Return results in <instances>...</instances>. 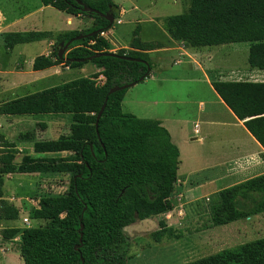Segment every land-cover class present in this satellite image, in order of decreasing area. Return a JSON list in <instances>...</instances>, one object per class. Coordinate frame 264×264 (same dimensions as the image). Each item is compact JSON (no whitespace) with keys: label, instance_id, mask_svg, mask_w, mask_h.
<instances>
[{"label":"trees","instance_id":"obj_1","mask_svg":"<svg viewBox=\"0 0 264 264\" xmlns=\"http://www.w3.org/2000/svg\"><path fill=\"white\" fill-rule=\"evenodd\" d=\"M41 2L71 15L89 16L93 24L58 33L4 31L0 43L12 51L18 44L54 40L50 54L34 59L33 70L55 65L81 68L91 62L100 72L0 104V115L69 114L71 118L69 134L56 139H36L35 130L19 134L20 141L33 142L37 154L71 152L65 156L35 157L27 153L16 162L13 148L17 143L0 134L1 219L19 218V209L5 198L7 174L71 175L67 193L39 199L33 218L46 220L43 226L10 228L3 233L6 238L20 235L19 252L24 264H126L125 228L174 209L180 149L161 120L124 112L123 100L129 89L110 94L98 127L96 122L109 90L139 81L147 73L149 76L153 68L149 51L163 44L144 42L137 28L129 48L90 59L98 53L113 52L111 42L100 32L75 40L68 47L66 57L85 61L61 58V43L99 29L109 31L120 16V7L114 0H83L97 13L85 12L76 0ZM100 12L112 13L114 23ZM165 28L188 47L249 42V64L264 69V0H190L186 11L166 18ZM99 75L104 77L102 82L93 80ZM212 85L264 147V81L217 79ZM38 126L46 129L48 124L39 122ZM209 208L213 226L264 213V173L215 192ZM159 224L160 229L154 233L157 241L165 235L175 236V227L165 219ZM184 264H264V237Z\"/></svg>","mask_w":264,"mask_h":264},{"label":"rangeland","instance_id":"obj_2","mask_svg":"<svg viewBox=\"0 0 264 264\" xmlns=\"http://www.w3.org/2000/svg\"><path fill=\"white\" fill-rule=\"evenodd\" d=\"M39 2L40 0H0V8L11 16H19ZM114 2L125 9V13L119 16L122 22H118V18L107 33L115 46H130L137 28L140 29L139 36L144 42L156 41L166 45L171 38L165 28L166 18L186 11L190 5V0H114ZM42 15L47 23L42 30L51 27L54 32H62L75 29L80 24L77 17L52 6H47ZM85 18L83 26L91 25L92 19L88 16ZM3 29L0 26V30ZM46 45L43 41L22 43L16 45L12 53L6 54V48L0 43V66L3 62L7 66L6 72L1 71L4 69L0 67V104L17 99L15 98L17 96L22 98L33 94L34 91L40 92L90 74L93 68L91 62L86 63L83 70L73 68L69 71V67L61 66L55 73L41 74V77L36 78L27 73H18L20 70L25 71V68L33 71L32 62L36 56L43 54ZM53 48L51 45L52 50ZM205 48L212 49L213 64L210 65L212 70L208 72L210 79L264 81V69L249 64V42ZM167 55L168 52L164 51L150 54V61L158 79L150 81L148 85L138 83L137 86L129 88L123 110L140 117L164 119L167 125L175 127L184 121L190 136L193 135L195 123H198L200 133L196 136L200 138L193 140V135L188 139V144L183 145L178 175L180 181H185V186H182L180 181L176 184L172 198L174 209L125 228L127 242L124 248L128 249L129 257L126 264H184L225 248L264 237V213L222 226L212 225L210 198L216 189L223 185L220 181L223 175L217 176L218 181L211 182V179L222 172L223 167L215 169L207 167L215 163H224L228 157L242 153L251 145L245 139L246 135L240 125L235 123L230 113L216 102L203 71L200 68L189 71L183 65H174L167 59ZM162 75H167L165 81L159 79ZM174 77L179 79L174 80ZM93 80L102 82L104 77ZM13 83L16 87H11L10 90ZM201 100L206 102L203 109L200 106ZM39 122H47L48 127L42 129L38 126ZM70 124L69 114L0 115V134L17 143L13 148L16 162H20L27 153L35 157L65 156L69 155V152L37 154L33 142L20 141L19 134L35 130L36 139H56L69 134ZM70 179V173L8 175L4 186L5 194L13 197L17 192L23 199V205L20 206L24 209L18 219L9 220L8 224L6 220L0 219V248L5 245L2 238L4 227H20L23 230L31 226H43L46 220L33 218L39 199L45 195L67 193ZM24 217L28 219L25 223ZM161 219H165L169 226L175 227V236L165 235L161 241H157L154 233L160 229ZM10 243L14 250L7 264H24L17 248L19 242L14 240ZM0 264L5 262L0 259Z\"/></svg>","mask_w":264,"mask_h":264},{"label":"crops","instance_id":"obj_3","mask_svg":"<svg viewBox=\"0 0 264 264\" xmlns=\"http://www.w3.org/2000/svg\"><path fill=\"white\" fill-rule=\"evenodd\" d=\"M46 7L47 6L43 5V3L40 0V2L37 5H35L32 9H30L29 11L27 10L26 12H24L23 14H21L19 16H16V15L11 16L10 14H8L6 12V10L0 8V26L4 28L3 30H0V33L4 32V31H15V30L16 31H18V30L19 31L42 30L41 28L42 27L44 28V26L47 24L45 17L42 15V12L46 9ZM123 13H125V9L123 7H120V15H122ZM66 14H68V13H66ZM69 15L73 16V17H77L80 20V24L78 25L77 28H75V30H81V29L88 28L93 24V21H94L93 18L90 17L92 19L91 25L83 26V24L86 22L85 21L86 20L85 15H77V16L71 15V14H69ZM118 22H122V18L119 17ZM50 28L51 27H48V29H44V30L53 31V29H50ZM71 30H74V29H71ZM55 33H58V32H55ZM107 33H108V31L103 32V35L108 38ZM170 37L171 38L169 39V41L166 45L162 43L163 46L161 48H157V49H153V50L149 51V55L155 51L168 52L167 59L170 60V62H173L174 65H179V64L183 65L189 71H192L195 68H200V70L203 71L204 76L206 77V79L210 85V88L212 89V91L214 93V97H215L216 102L223 109H225L227 112L230 113L231 118L235 121V123L240 125L243 133L247 137V138L245 137V139L251 145V147H249L248 149H244V151L242 153L228 157L226 162L215 163V164L209 165L207 167L208 169H215L218 167H223V171L220 172L219 174L217 173L215 175V177H213V179H211V182H214L215 180L218 181L219 179L217 178V176L223 175V177L220 179V181H222L223 185L221 184L222 186L218 187L216 189V192L220 191L223 188L229 187L231 185H234V184H237L241 181H244L248 178H251L253 176L264 173V147L260 144V142L247 129V127L244 124V121L240 120L235 115V113L229 108V106L224 102V100L221 98V96L218 94V92L215 90V88L212 85V81H214V80L210 79L208 76V72L212 70L210 68L211 67L210 65L213 64V56L211 55L212 49L205 48V47H201V48L188 47L183 42L174 39L171 35H170ZM108 39L111 42V45H112L111 50L113 52H116V50H118L120 48H124V47L129 48L130 47L129 45L115 46L113 44V42L111 41V39L110 38H108ZM43 42H46V44H47L44 51H43V54L48 55L52 51L51 45H53L54 40H43ZM206 47H208V46H206ZM13 50L12 51L6 50L5 53L6 54L10 53V52L12 53ZM33 63H34V60L32 62V68H33ZM92 64H93V68L91 69L90 74H88L87 76H82V77H89V76H91L97 72H100V68L98 67V65H96L94 63H92ZM5 66L6 65L4 62L1 63L0 67H2L4 69L1 71L6 72L7 66L6 67ZM61 66H63V65H55L53 67H50V68H47L44 70H38L39 72L37 70L32 71L28 68H25V71L20 70V71H18V73H23V74L27 73L30 76L36 78V77H41V74L55 73V71L57 69H60ZM84 66L81 67L82 70L85 69ZM72 69L73 68L69 67V71ZM85 72H87V71H85ZM99 77H103V75H99ZM164 78L167 79V75H162V76H160L159 79L161 81H165ZM155 79H158V77L154 71V68H152L151 74L149 76H147L142 82H139V83H147V85H148V83L150 81H153ZM173 79L176 80L179 78L174 77ZM15 85H16L15 83L10 85V90H11V87L12 88L16 87ZM30 85H32V84H30ZM137 85H138V83L132 87H135ZM157 85L159 86L158 83H157ZM18 87H23V86H18ZM35 92L36 91H34V93ZM15 98H20V97L17 96ZM125 98H126V95H125L124 100H123V105L125 104ZM205 105H206V102L201 100L200 106L202 109L205 107ZM155 119H157V118H155ZM159 120H161L162 124L170 131L173 141L178 145V147L180 149V154H181L180 159H181L182 153H183V145L186 143L188 144V141H189L188 139L190 137H192L193 135H194L192 137L193 140H198L200 138L199 136H196V134L200 133L199 124L195 123V126L192 130L193 135L190 136V135H188V128L185 125L186 123L184 121L179 122V125L177 127H175L173 125L172 126L167 125L164 122V119H159ZM177 137L179 139H176ZM69 154H71V152H69ZM32 156H33V154H32ZM180 165H181V163H180ZM8 175H11V174H7L5 176V181H6V177H8ZM179 181L180 180H178V182ZM180 182H181L182 186L183 185L185 186V181L182 180ZM4 190H5V188H4ZM5 198H6V200H8L9 203L15 205L19 209V216H20L21 211H23V209H24L23 207L21 208V206H20V205H23L22 204L23 199L18 196L17 192H15L13 197H8L5 194ZM38 206L39 205H37L35 208H37ZM26 218L27 217L23 218L24 223H25ZM1 220H6L7 221L6 223L8 224V221L12 220V219H1ZM10 228H20V227H4L2 230V236H3L2 238L5 240V245L2 248H0V251L2 253V256H0V259L3 260L5 262V264H7V261L9 260V258L11 256V252L14 250V249H12V244L10 243V241L16 240L17 242H19V239H20L19 234L13 238H6L5 237L3 231L5 229H10ZM8 244H10L11 246H7ZM17 248L19 249V244H18Z\"/></svg>","mask_w":264,"mask_h":264},{"label":"water","instance_id":"obj_4","mask_svg":"<svg viewBox=\"0 0 264 264\" xmlns=\"http://www.w3.org/2000/svg\"><path fill=\"white\" fill-rule=\"evenodd\" d=\"M76 1H77L79 4L83 5V10H84L85 12L90 11V12H97V13H99L98 10H96V9H94V8H92V7H90V6H88L87 4H85V3L83 2V0H76ZM100 15H101V16H104L105 18H107L108 20H110L111 24L114 23V16H113L112 13L105 14V13H101V12H100ZM100 32L103 33V31L99 29V30H96V31L90 32V33H88V34H86V35L83 34V35L76 36V37L72 38L71 40H69V41L66 42V43H61V48L59 49V56H60L61 58H64V59H70L71 61H75V60H77V61H85L86 59H76V58H69V57H66V56H65V53L67 52L68 47L71 45V43H72L73 41L78 40V39H81V38H83V37H85V36H87V35H93V34H95V33H100ZM103 54H115V52H111V53H98V54H96V55L90 57V59L93 58V57L101 56V55H103ZM123 57H126V58H128V59H135V58H132V57H127V56H123ZM136 60H141V59H138V58H137ZM149 70H150V68H149ZM147 75H148V73L145 74L144 76H142V77L139 79V81L144 80V79L147 77ZM139 81H134V82L127 83V84H124V85H121V86H120V85H116V86H113V87L109 90L108 95H107V97H106V99H105V102H104V104H103V106H102V108H101V110H100V112H99V114H98V117H97V122H96L97 127H98V121H99L100 117L102 116V114H103V112H104V109H105V107H106L107 100H108V96H109L110 94L116 92V91L123 90V89H129V88H131L132 86H134V85H136L137 83H139ZM83 227H84V225L82 224L81 229H83Z\"/></svg>","mask_w":264,"mask_h":264},{"label":"built area","instance_id":"obj_5","mask_svg":"<svg viewBox=\"0 0 264 264\" xmlns=\"http://www.w3.org/2000/svg\"><path fill=\"white\" fill-rule=\"evenodd\" d=\"M25 221H28V219L26 218Z\"/></svg>","mask_w":264,"mask_h":264}]
</instances>
